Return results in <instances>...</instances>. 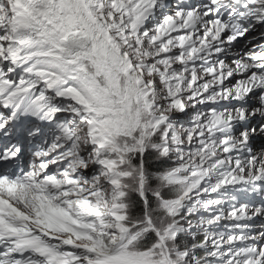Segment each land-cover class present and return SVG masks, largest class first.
I'll return each instance as SVG.
<instances>
[{"label":"snow or ice","instance_id":"1","mask_svg":"<svg viewBox=\"0 0 264 264\" xmlns=\"http://www.w3.org/2000/svg\"><path fill=\"white\" fill-rule=\"evenodd\" d=\"M0 264H264V0H0Z\"/></svg>","mask_w":264,"mask_h":264}]
</instances>
